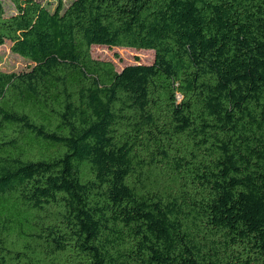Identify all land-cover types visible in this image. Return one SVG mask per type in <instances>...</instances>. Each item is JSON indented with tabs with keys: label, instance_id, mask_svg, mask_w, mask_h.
<instances>
[{
	"label": "trees",
	"instance_id": "obj_1",
	"mask_svg": "<svg viewBox=\"0 0 264 264\" xmlns=\"http://www.w3.org/2000/svg\"><path fill=\"white\" fill-rule=\"evenodd\" d=\"M8 1L0 264H264V0Z\"/></svg>",
	"mask_w": 264,
	"mask_h": 264
},
{
	"label": "rangeland",
	"instance_id": "obj_2",
	"mask_svg": "<svg viewBox=\"0 0 264 264\" xmlns=\"http://www.w3.org/2000/svg\"><path fill=\"white\" fill-rule=\"evenodd\" d=\"M7 15L15 12L13 5L8 0H0ZM47 6L52 12L60 5L66 8L73 0H38ZM11 44L8 42L0 47V70L8 73H22L30 70L33 64L22 57L11 52ZM93 56L98 59L112 61L115 63L118 71L134 64H152L155 54L153 51H136L133 49L107 47H93Z\"/></svg>",
	"mask_w": 264,
	"mask_h": 264
}]
</instances>
